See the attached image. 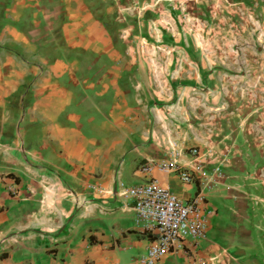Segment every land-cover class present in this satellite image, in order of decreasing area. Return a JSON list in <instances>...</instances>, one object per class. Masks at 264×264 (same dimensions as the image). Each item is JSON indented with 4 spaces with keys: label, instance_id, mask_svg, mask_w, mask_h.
<instances>
[{
    "label": "crops",
    "instance_id": "crops-1",
    "mask_svg": "<svg viewBox=\"0 0 264 264\" xmlns=\"http://www.w3.org/2000/svg\"><path fill=\"white\" fill-rule=\"evenodd\" d=\"M171 143L225 175L155 264H264V0H0V264H139L153 231L109 191Z\"/></svg>",
    "mask_w": 264,
    "mask_h": 264
},
{
    "label": "built area",
    "instance_id": "built-area-1",
    "mask_svg": "<svg viewBox=\"0 0 264 264\" xmlns=\"http://www.w3.org/2000/svg\"><path fill=\"white\" fill-rule=\"evenodd\" d=\"M166 25L171 30L169 23ZM139 47L144 49L145 42L141 41ZM170 146V158L167 160L140 165L139 170L146 175L145 182L134 186L117 182L115 188L109 191L124 199L131 198L136 219L153 231L154 237L138 257L139 264H155L165 254L182 250L183 238H190L194 243L205 238L212 213L207 205L208 195L225 175L217 167L205 171L200 162L192 170L179 165L176 163L178 151L173 150L174 143ZM187 152L192 157L199 155L195 146L188 147ZM155 170L161 174L174 172L182 183H191L196 178H200L201 183L190 198L181 200L152 176ZM88 188L93 186L88 185ZM96 190L98 193L107 192L101 187ZM205 263V260H198V264Z\"/></svg>",
    "mask_w": 264,
    "mask_h": 264
},
{
    "label": "trees",
    "instance_id": "trees-1",
    "mask_svg": "<svg viewBox=\"0 0 264 264\" xmlns=\"http://www.w3.org/2000/svg\"><path fill=\"white\" fill-rule=\"evenodd\" d=\"M0 256H3L2 254H0Z\"/></svg>",
    "mask_w": 264,
    "mask_h": 264
}]
</instances>
